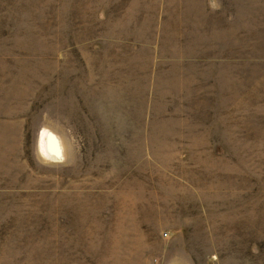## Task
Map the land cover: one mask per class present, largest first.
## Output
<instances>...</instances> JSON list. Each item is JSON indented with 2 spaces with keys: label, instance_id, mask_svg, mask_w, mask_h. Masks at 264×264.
Masks as SVG:
<instances>
[{
  "label": "rangeland",
  "instance_id": "obj_1",
  "mask_svg": "<svg viewBox=\"0 0 264 264\" xmlns=\"http://www.w3.org/2000/svg\"><path fill=\"white\" fill-rule=\"evenodd\" d=\"M0 264H264V0H0Z\"/></svg>",
  "mask_w": 264,
  "mask_h": 264
},
{
  "label": "bare ground",
  "instance_id": "obj_2",
  "mask_svg": "<svg viewBox=\"0 0 264 264\" xmlns=\"http://www.w3.org/2000/svg\"><path fill=\"white\" fill-rule=\"evenodd\" d=\"M48 145V144H47ZM52 149V148H51ZM54 150V149H53Z\"/></svg>",
  "mask_w": 264,
  "mask_h": 264
}]
</instances>
